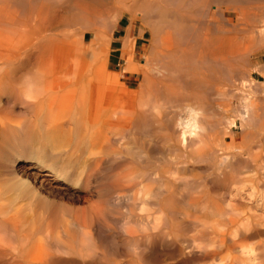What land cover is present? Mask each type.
Instances as JSON below:
<instances>
[{
	"label": "bare ground",
	"instance_id": "6f19581e",
	"mask_svg": "<svg viewBox=\"0 0 264 264\" xmlns=\"http://www.w3.org/2000/svg\"><path fill=\"white\" fill-rule=\"evenodd\" d=\"M118 1L125 4V10L111 13L109 10V3L105 0H0V264H86L89 259L99 258L100 255L104 256L107 253V255H109L111 251L115 250L116 252V249H119L116 248L118 247L117 243L112 245L113 239L115 238L110 236L112 241L110 239L108 240L111 242V250L106 246L108 241L104 244L105 241L102 238L105 233L104 227H109L105 225V219L109 220L108 216L107 218L105 216V211H107L105 210L107 207L106 205H108L106 203L111 201L110 199L113 198V194H115L114 198H120L124 193V186L130 188L129 184L134 180V176L132 178L127 176L129 179L131 178L133 180H128L129 184H125L126 182L128 183V181L125 178V182L123 179L124 176L121 174L122 172L126 174L127 171L125 170V172L123 170L129 163V161L127 163L124 162L126 160L124 155L129 145L126 140L128 139V142L130 140L134 141L135 138L131 139L130 137V135L134 134L133 130L138 128V125L142 126L141 122H147V119H145L146 111L143 110V105H145V103L144 100H141L146 96H144V90H146V85L150 83L149 78L151 76L149 77L144 71L147 67L145 69L139 67L134 61L130 60L128 56V58L126 57L127 60L123 67V71L132 73L141 72L143 74V77H141L143 78V82L140 81L142 83L140 89H137L138 91L136 92L127 91L128 93L126 92L125 96L124 89L118 88V85L113 86L106 84L107 79L111 80L113 75L106 72L105 59L103 60L104 48L99 46L101 43L100 41L103 42L105 36H108L105 27L113 25L119 18H127L132 23L135 18L132 7L140 3L145 12L144 14L148 13L150 10V4L148 5L146 0ZM190 1L198 6V8L196 7L198 18L195 21L200 23L202 27L199 29L198 33H196V28L198 27L188 28L186 25L182 27L171 25V29L165 31L163 39L170 44L162 48V50L160 49L161 51L158 52L162 58L168 57V59L164 61L163 66L169 71L168 74L169 76L171 75V77L165 80L161 79L162 81L160 80L161 82L157 84V89L155 88V90H158L159 94L162 93V96L165 94V96H174L175 98L182 97L183 95L180 92L185 89L189 83L193 86L194 84L192 83L194 82L201 84L205 81L204 84H207V75L217 70L230 73L232 72V62L240 58L242 60L240 65L243 66V73L249 76L245 78V75L244 77L241 75L243 78H240V87L246 88V90L250 89V91H254L255 93H263L264 0H179V7L175 9L176 11L172 15L168 16L164 14L165 12L163 13L166 17L172 18V20L177 17L174 20L175 22L167 19L168 22L166 24L170 25L169 22L176 24L178 21L182 22V20H187L188 22L189 18L186 16V13H184L185 10L182 12L181 8L191 4ZM114 3L113 5L117 6L118 2ZM212 4H214V10L210 12ZM157 5L158 1L155 7ZM173 6L175 5L173 4ZM187 12L189 11L187 10ZM160 13H162V10ZM210 14L212 15L211 19H203V17L205 18ZM141 15L143 16V13ZM194 15H196V13ZM215 15L219 18V21L214 19ZM146 19L147 18H145V20ZM150 21L151 20H148L147 24H151ZM161 24L158 23L159 27ZM176 25L181 24L179 23ZM154 27L156 28L158 26ZM167 28L169 27L167 26ZM126 29H128V27ZM157 29L158 28H156V30ZM154 30L153 32H148L153 33L152 35L155 36L156 31L154 32ZM160 30L159 31L162 32V29ZM156 36H158V34H156ZM86 39H88L87 42ZM128 41L129 39L126 35L122 43L124 56H126L128 51ZM255 43H258V49L255 52H251V47ZM159 48L161 47L159 46ZM253 48L254 47H252V49ZM149 51H151V49H149ZM153 51L154 50L151 52L153 53ZM105 52L106 54L109 53V51ZM152 56L149 55L150 58H147L151 60ZM157 57L158 56H156V58ZM236 62L238 63V61ZM147 64L146 66L151 65ZM248 64L249 68H247V70L244 69ZM253 73L258 74L261 78L260 82L252 77ZM212 77L210 78L212 79ZM154 83L156 82H153V84ZM215 84L217 83L215 82ZM236 84H238V82ZM189 89L188 91H190ZM150 91L148 95H151ZM129 93H132V96L136 94V99L133 98L131 103L125 100V98L129 96ZM247 94L248 93H246L243 102L238 108L239 110L236 111L241 121L248 126V122H251L252 125V120L255 121L254 119L256 117L259 119V116H262L260 113L264 114V112L257 111V102L259 99L256 100L254 96ZM150 95L148 97H151ZM226 98H228V96ZM144 99L146 101V98ZM168 99L169 98H166V100ZM186 100L190 99L185 98V101ZM147 110H151L150 104H148ZM186 110L187 113L184 118L178 121L175 120L176 129L178 128L179 130L177 141L180 144H184L185 142L194 144V142H192V137L201 129H204V125L202 126L201 124L202 116L200 117L202 110L198 107H189ZM236 114L235 112V117L237 116ZM143 117L145 118L143 119ZM207 122L208 121H206V123ZM233 123L235 122L232 120L231 125H233ZM254 123L257 124V122ZM203 124H205V122ZM173 127H175V125ZM253 127L255 126L253 125ZM260 127H257L258 131ZM223 131L226 133L228 132V130L226 131L225 129ZM258 131L254 133H258ZM215 133L218 132L214 131V133H211L213 134L212 136H214ZM127 134L129 137H127ZM248 134L249 133H247V135ZM206 136L208 137L209 135ZM212 136L210 135V137ZM214 138L215 136L212 140ZM247 139H243V141H248ZM243 141L241 142L243 143ZM135 143H137L136 140ZM207 144V146H209V143ZM246 144L249 146V143ZM130 145L128 147H130ZM236 145L238 144L236 143ZM221 148L223 150V147ZM245 153L247 152L245 151ZM247 154L244 156L247 157ZM241 156L242 155H239V157ZM26 157L34 158L40 164L50 168L54 175L53 182L45 180L38 183L34 177H30L26 173L24 163L20 162L21 164H17L18 160ZM253 160L256 159L254 158ZM122 162L127 164V166ZM121 163L124 166L121 170L122 172L119 171L121 168H117ZM260 163L262 164L261 161ZM243 164L245 165L246 163L243 162ZM261 164H258L257 167ZM117 169L118 171L116 172ZM253 169L254 168H252V170ZM128 170L131 171L130 169ZM173 172L175 173V171ZM240 172L243 173V171ZM129 173L128 174L131 175L132 172ZM163 174L167 175L166 172ZM222 174L221 176H224ZM248 174L249 173H247V175ZM251 175H253V173ZM256 175L257 174H255V176ZM57 176L77 185L79 187L78 189L85 190L81 193V190L70 191L63 186L60 187L58 181H55ZM173 176L175 177H171L178 179L176 175ZM244 176H246V174ZM252 179L253 178H251V180ZM259 179L262 180L260 175ZM259 179H256V181L253 179V181L250 182L251 185L249 189L251 190L250 193L255 196L257 193L260 194L259 200H261V202L259 203L264 205V183H262L263 181L260 182ZM203 184L205 183L203 182ZM191 186L193 185L191 184ZM91 187H95L96 190L98 189L96 198L93 197L95 195L90 194L91 192L89 193L88 189ZM164 187L166 190L165 184L162 189ZM204 189H207L206 186H204ZM206 191H204V193ZM149 193L152 195L154 192L151 190ZM202 193L197 195V197H191V205L192 203L199 205L201 202L204 204L205 197L202 198V196H200ZM249 197H253V195ZM135 198L136 197H134V199ZM234 203H232V206L236 207ZM206 204L205 207H208V204H211V207L213 206L211 201L207 206ZM214 204L215 206L217 205V203ZM215 206H213V209ZM217 207L216 211H214L216 213L217 211L223 212V210H225L223 207V210H220L221 207H218L219 209L217 210ZM229 208L231 209L232 207L229 206ZM250 208L248 209L250 210ZM253 212L250 214L252 217L256 215V213L254 215ZM240 213L237 212L235 215L239 217ZM243 213H246V211ZM185 214L186 213H184V215ZM232 214L234 215V213ZM233 215H231L232 218L228 217L229 219L226 217V228H222L223 230L221 231L217 230L219 232L213 236L214 238H211L213 234L209 235L211 239L207 237L208 240L204 239V237L200 238L204 236L203 234H201L202 236L200 237L191 238L188 241L189 244H191V248H187H190L192 252L188 249L189 252L198 256L205 264H263L264 259H262V261L260 260V262H262L260 263L258 259H261V257L258 258L256 254L257 252L261 254V250L260 253L258 251V245L257 247L255 246L257 248V252L255 253V247L253 245L255 243H248V233L245 235L241 232L244 229H240L241 231L236 229L235 225L242 227V224L241 226L238 225L237 220L233 219ZM262 216H259V218ZM217 217H219V215ZM219 218L225 219L222 216ZM254 218H252V220H254ZM215 219L218 220V218ZM248 219L250 218L248 217L247 220ZM194 220H196V218ZM199 222L201 223L200 220ZM248 222H250V220ZM202 224L203 223H201V228L207 225L206 223ZM245 224L248 226L249 223L245 222ZM245 224L243 227H247ZM228 225L230 227L235 226V229H230L231 231L226 230ZM252 225L256 224L254 223ZM249 227L251 226H248V228ZM262 229H264V227ZM206 230L208 229L206 228ZM260 231L262 230L260 229ZM110 233H112V231ZM126 233H128V231H126ZM262 233L264 235V232ZM105 236L104 238H107ZM149 238L148 235V239ZM250 244H252V246ZM139 245L141 244L139 243ZM139 245L137 244L136 246L135 242L137 248ZM104 246L107 247L110 252ZM113 246L114 249L112 248ZM104 249L107 251L106 254H104ZM142 249L143 247L141 250ZM103 251L104 255L101 253ZM143 251H141L142 254H135V251L133 254L134 256L139 255L137 256L139 259V257L143 255ZM154 251H156V249ZM116 253H114V255ZM186 253L187 252L182 254ZM237 253H241L244 256H239ZM109 256L111 257V255ZM173 256H175V254H173ZM133 259L135 260V258ZM139 260L143 261L142 258ZM150 260L151 261L148 262H152L153 258L150 257ZM202 261L200 264H203ZM97 262L99 264L101 259L99 258ZM93 263L95 262H92V264ZM130 264L134 263L131 261Z\"/></svg>",
	"mask_w": 264,
	"mask_h": 264
},
{
	"label": "rangeland",
	"instance_id": "374dc122",
	"mask_svg": "<svg viewBox=\"0 0 264 264\" xmlns=\"http://www.w3.org/2000/svg\"><path fill=\"white\" fill-rule=\"evenodd\" d=\"M105 1L109 3V6H110L109 10L111 13L112 12L116 13V12L125 10V8H126L125 4L121 3L118 0H116V1L115 0L114 1L113 0H105ZM157 1H158V5L155 7ZM114 2H116V3L118 2L117 6L113 5V4H115ZM146 3L148 5L150 4V10L146 14H144L145 12L143 11V7L141 6V3L132 7L133 10L132 9L131 10L135 14V18H134V21L132 23L127 18H121V19L119 18L116 22L113 23V25H111V26L108 25L107 27H105L109 37L106 35L103 42L100 41L102 44L101 43L99 44V46L104 48L103 49V52H104L103 60L105 59L104 60L105 61V69L107 70L106 72L113 75L111 80L107 79V81H106L107 85H113V86L118 85L117 86L118 88L124 89V91H125L124 95L125 96H126L127 91L128 92H136L140 89L141 84H142L141 82H143V78H141V77H143V74L141 72H133L132 73V72L123 71V67L125 66V62H126L128 56H129L130 60L134 61V63H136L139 67H141V68L143 67V69H145L147 67L144 71L146 72V74L149 77L151 76L149 78L150 83L148 85H146V88H145L146 90H144V96L145 95L147 96V97L146 96L144 97V98H146V101L144 98H142V100H141V101L144 100V103L146 105V106L143 105V110L146 111L145 112L146 116L143 115L146 118L143 117V119L144 118L147 119V122L146 123H145V121H144V123L141 122L142 126L138 125V128H140V129L135 128L133 130L134 137H133V135H130V137H131V139L135 138L134 141L130 140L128 142V139L126 140L127 143H129V145L130 144L132 145L134 143L132 146L130 145V147H128L129 145L127 146L126 154L124 155L126 157V160L124 162L127 163L129 161L128 166H127V164H124V162H122L125 166H127L123 170V171H125V170L127 171V172L125 171L127 175L123 174L124 172L121 171L122 168L124 167L122 165V163L117 167L118 169L121 168L119 171L122 172L121 174L124 176V178H123L124 181L126 182V179H127V181L134 179L133 181H131L132 184H133V182H134V184L132 185L131 182L129 184V181H128V183L126 182L125 184H129L130 186L129 185H127V186H129L130 188H126V186L123 185L125 190L123 191V188H122V191L124 192L123 193L124 196L122 194V196H121L122 198L120 197L121 200H120V198H118L119 199V201H118L117 197L114 198L115 194H113V198L110 199L111 201L109 200L110 202L106 203L108 205H106L107 207L105 210H107V211H105L106 212L105 216H106V218L108 216L109 220L105 219V225H107L109 227H106V226L104 227L105 233H104L102 238L105 241L104 244H106V241H108L109 239L112 241L111 237L115 238V239H113L112 245H114V243H117L118 247H116V248H119V249L115 248L116 252H117L116 253L115 250H113L114 249V246H113L112 250L114 252L111 251L112 254L109 253V255H111V257L109 255H107L108 253L106 254V252H107L106 249L109 252L111 250V242L108 241L106 246H108L110 248V250L104 246L106 248V249H104L105 253H104V251L101 253L102 254L104 253L106 255L103 254L104 256H101V255L99 256V258L101 259V262L99 264H130L131 261L134 264H138V263L140 264L141 262L142 263L145 262L144 264H146V263L147 264H191V263L192 264H200L202 260H200L198 258V256L193 255L191 253L192 252L190 249L191 244H189L188 241L193 237L202 236L201 234H203L204 236H202L200 238L204 237V239H207V237H208V239H209L211 237L209 235H212V234L213 235L211 238H214L213 236H215V234L217 232L223 230L222 228H226L227 218L228 217L232 218V216H231V215H233L232 213H234L233 219L237 220L238 225L241 226V224H242V227H243L245 222L250 224V225L248 224V226H251L249 228H248L247 224H245V226H247V227H243V228L239 227L237 225H235V226H236V229H238V230L244 229L243 230L244 232L241 230L240 231L242 233H244L245 235L248 233L247 234L248 243L253 244V242H254L255 243V244H253L254 247L255 246L257 247V245H258L257 248H258L259 253L261 250V254H258V252L256 251V249H257L256 247H255V253L257 252L256 254H257L258 258L261 257V259H258V261L260 262V260L262 261V259H264V257H263L264 252H262V251H264V248H263L264 235L262 233V232H264V229H262L264 227V219H263L264 216H262V215H264V205L259 203V202H261V200H259L260 194L257 193L256 196L254 194H251L250 193L251 190L249 188L251 185L250 182L253 181V179H254V181H256V179H259V175H260V178L262 179V180L259 179V181L260 182L263 181L262 183H264V171H263L264 170V168H263L264 167V147H263V143H264V140H263L264 139L263 138V136H264L263 135L264 134V118H263V116H264V114L260 113L261 111L264 112V110H262V109H264V104H262V103H264V92L261 94L256 92L258 94L257 95L254 91L253 92L250 91V89H248V90L252 93H250L248 90H246V88L240 87L239 83H240L241 79L244 77V75H245V78L249 77V76H247L245 73H243L244 72L243 66L240 65L242 60L240 58H238L237 60H234L232 62V64H233L232 72L225 73V72H222L219 70L213 71V73L210 74L211 76L207 75V77H206V83L207 84H204L205 81L201 84L194 82V83H192V84H194L193 86L190 85L191 83H189L185 89L181 90L180 93L183 95L182 97L175 98L174 96L173 97L165 96V94H163V96H162V93L159 94L158 90H155V88L157 89V84L159 82H161L162 80L169 79L171 77V75L169 76V74H168L169 71H167V69H165L163 66L164 61L167 60L168 57L162 58L160 53H159L162 50V48H165L170 44L168 41H164V39H163V36L165 35V31L170 30L171 25L177 26V27H182L183 25L184 26L186 25V27H188V28L198 27V28H196V31H197L196 33H198V31L202 27V25L195 21L198 18L197 11H196V7L198 8V6L196 4H194V2L192 3L190 1L191 4H189L186 7L184 6L181 8V11L184 12V10H185L184 13H186V16L189 18L188 22H187V20H182V22L178 21L176 23V24L180 23L181 25H176V24L172 23L177 17H175L174 20H172V18H170V17H166V15H168V16L172 15L176 11L175 9H178L179 0H146ZM173 4L175 6H173ZM120 6L123 7L124 9L121 8ZM131 10H130V12H131ZM161 10H162V13H160ZM187 10L189 12H187ZM213 10H214V4L211 5L210 12H213ZM193 11H194V13H193ZM142 13H143V16L141 15ZM163 13L166 15H164ZM195 13H196V15H194ZM145 18H147V19L145 20ZM159 18H161V19H159ZM206 18L211 19L212 15L210 14L205 18L203 17V19H206ZM163 19H165V20H163ZM167 19L169 21H172V22H169L170 25L166 24L168 22ZM190 19H193L194 21L190 20ZM214 19L219 21V18L216 15L214 16ZM148 20H151L150 23L153 26L149 23H148L149 24V26H148V24H147ZM162 22H164V23H162ZM158 23L159 24L162 23L160 27H159ZM187 23H188V25H187ZM142 24H144V25H142ZM198 25H201V26H198ZM154 26H158V27H156L158 29L156 30V28ZM167 26L169 28H167ZM127 27H128V29H126ZM149 27H150V29H149ZM160 29H162L163 33L160 32L161 31ZM125 30L127 33L125 32ZM153 30H154V32L156 31V34H158V36H156V34H155V36L152 35L153 33H151V32H153ZM138 31H139V34H138ZM148 31H151V32L149 33ZM150 34H151V37H150ZM126 35L128 36V39H129L128 43L130 45L128 44V47H127V50L129 51V52L127 51V54H129V55L126 54V56H124L123 50H122L123 45L121 43H123V39L126 37ZM159 35H161V36H159ZM87 41H88V39H86V42ZM109 43H110V45H109ZM192 43H194V42H192ZM132 44H133V46H132ZM157 45H158V47H157ZM159 46L161 48H159ZM252 47H254V48L252 49ZM252 47H251V52H255L258 49V43H255ZM149 49H151V51L154 50L153 51L154 54L151 51H149ZM105 51H109V53L106 54ZM157 52H158V54H157ZM155 53H156V55H155ZM152 54H153V56H152ZM149 55L152 56L151 60L149 59L150 58ZM251 55H252V53H251ZM156 56H158L157 58L159 60L156 58ZM147 57H149V58H147ZM146 61H147V63L150 62L148 64H151V65L146 66V64H147ZM160 61L162 64L160 63ZM236 61H238L239 64ZM249 64H248V66L244 67V69L247 70V68H249ZM148 69L149 70L152 69V70H150L151 72ZM233 70H237V71H233ZM147 71H149V72H147ZM196 72H197V70H196ZM210 77H212V79ZM252 77L256 81H259V82L261 81V78L256 73H253ZM152 78H153V80H152ZM118 79L120 82L118 81ZM224 80H225V82H224ZM121 82H122V84H121ZM153 82H156V83L153 84ZM215 82L217 84H215ZM234 82H236V83L238 82V84H236ZM236 85L237 86L239 85V86L237 87ZM235 86H236V88H235ZM231 87H233V88H231ZM188 89L190 91H188ZM242 89H243V91H242ZM148 90L149 91L151 90L150 91L151 95L149 94L151 97H148L149 96ZM197 90H199V91H197ZM246 93H248L247 95L254 96V98H256V100H258V99L263 100V101L258 100V102H257V104H258L257 111H260L258 113H260V115H262V116H259V119H258V117H256L254 119L255 121L252 120V122H253L252 125H251V122H248V124L250 125V126L248 125L249 127L247 125H245L243 121H241V119L238 117V112H237L239 110L238 108L240 107L241 103L244 100V97L246 96ZM220 95L223 97H221ZM225 96L226 97L228 96V98H226ZM165 97L169 98V99L166 100ZM133 98L136 99V94L132 96V93H129V96H127L125 98V100L127 102L131 103ZM185 98L190 99V100L185 101ZM238 99L240 100V103H239ZM148 104H150L151 110H147ZM189 107H193V108L198 107L202 110V111L200 110L202 113V114H200V117L202 116L201 117V120H202L201 124H202V126L204 125L203 126L204 129H201L202 131L200 130L198 132L199 134L197 133L198 135L196 134L195 136L192 137V142H194V144L189 143V142H185L184 144H182V143L180 144L177 141L179 130H178V128L176 129V121H178L179 119L184 118V116H186V113H187L186 109H188ZM234 111L237 113L236 117L234 115L235 114ZM256 119H258V120H256ZM261 119H263V120H261ZM203 120H204L205 124H203L204 123ZM205 120L208 122L206 123ZM222 120H224V121H222ZM232 120L235 122V123H233V125H231ZM149 121H150V123H149ZM173 122H174L175 127H173L174 126ZM254 122H257V124ZM145 124H146V127H145ZM227 124L229 125V127ZM205 125H206V127H205ZM253 125L255 127H253ZM256 125H258V126H256ZM230 126H233V127H230ZM144 127H145V129H144ZM172 127H173V129H172ZM257 127H260V128H258V129H260L259 131L257 130ZM224 129L226 131L228 130V132L226 133L225 131H223ZM214 131H217L218 133H215V135H214L215 138L212 140V138L214 136H212L213 134H211V133H214ZM256 131H258V133H254ZM251 132H253V133H251ZM247 133H249V134L247 135ZM206 135H209L208 136L209 139ZM210 135L212 137H210ZM127 137H129L128 134H127ZM170 137H172V138H170ZM247 138H249V139H247ZM198 139H201V140H198ZM243 139H247L248 141H246V140L243 141ZM135 140L137 141V143H135ZM196 140H198V141H196ZM241 141H243L244 144ZM203 142L205 145L203 144ZM245 142L249 143V146ZM207 143H209L210 147L207 146L208 145ZM210 143H212L213 145ZM236 143L238 145H236ZM240 143L242 146L240 145ZM191 144H193V145L190 146ZM261 145H262V147H261ZM141 146L144 148H142ZM215 147H217V148H215ZM221 147H223V150ZM141 148H142V150H141ZM234 151L235 152L237 151V152L235 153ZM245 151L247 153H251V154H247V153H245ZM229 154H231V155H229ZM246 154H247V157H245ZM239 155H242L243 157L242 156L239 157ZM231 157H232V159H231ZM227 158H228V160H227ZM248 158H250V159H248ZM254 158L256 160H253ZM258 158H260V159H258ZM236 159H238V160H236ZM240 161H242V162H240ZM260 161L262 162V164L260 163ZM20 162L24 163V168L26 170V173L30 177H34L38 183L43 182L45 180L53 182V180H54L53 171H51L50 168H48V167L40 164L39 162H37L34 158H31V157L27 158L26 157V158L20 159V160H18L17 164H21ZM243 162H245L246 164L244 165ZM211 163H213V164H211ZM258 164H261V165H259L260 168L257 167ZM247 165L248 166L250 165L249 168ZM174 168H176V169H174ZM245 168H246V170H245ZM252 168H254V169L252 170ZM261 168H263V169H261ZM118 169L116 170V172L118 171ZM128 169H130L131 171H129ZM217 169H219V170H217ZM242 169H244V170H242ZM258 170H260V171H258ZM128 171L132 172L131 175H129L130 173ZM173 171H175L176 174ZM240 171H243V173H245L246 176H244L245 174L241 173ZM165 172L167 173V175L163 174ZM251 172L253 173V175H251L252 174ZM220 173L221 174L223 173L222 175H224V176H221ZM247 173H249V174L251 173L250 176H249V174L247 175ZM258 173H259V175H258ZM260 173H263V174H260ZM168 174H170V175H168ZM171 174L176 175V178H178L179 180L172 178L175 176H173ZM255 174H257V175L255 176ZM127 176L131 177V178L134 176L135 178L133 177V179H131V178L129 179ZM164 176H166V177H164ZM161 177H163V178H161ZM251 178H253V179L251 180ZM245 179L250 180V181H246ZM169 180H171V181H169ZM175 180H178V181H175ZM55 181H58V183L60 184V187L63 186L65 188L69 189L70 191L81 190V193H83V191L85 190V189H78L79 187L77 185L71 183L68 180H65L64 178H62L60 176H57V178H55ZM163 182H165V183H163ZM203 182L205 184H203ZM244 183H246V184H244ZM122 184H124V183H122ZM164 184L167 188L166 190H165V187L162 189ZM191 184L193 186H191ZM241 184H242V186H241ZM198 186L200 188H203V189H200ZM204 186H206L207 189H204ZM195 187H196V189H195ZM94 188L95 187H91L88 190H89V193L91 192L90 194L95 195L93 197L96 198V195L98 193V189L96 190V188L95 189ZM236 189H237V191H236ZM151 190H152V192H154L152 194L153 196L151 195V193H149ZM202 190H204V191L209 190V191H206L207 193L206 192L204 193V191H202ZM200 193H202V195H200V196H202V198L203 197L207 198V199L204 198V204H203V202H201L203 204V206L201 203H199V205L196 203H192V205H191V202H190L191 199L195 196L197 197V195H199ZM125 194H127V195H125ZM240 194H242V195H240ZM249 194L253 195V197H249V196H251ZM257 195H259V196H257ZM131 197L133 199H134V197H136V198L133 200ZM151 197H153V198H151ZM112 199H114V200H112ZM208 199H209V202H208ZM167 200H168V203H167ZM205 200H206V203L207 202L210 203V201H211L213 206H215L214 203H217V205L214 207L215 210L213 209V206L211 207V204H208V203H207L208 207H205V204H206ZM256 202L259 204H257ZM230 203H231V205H230ZM232 203H234V205H236V207L238 206L237 209H239V210H237L236 207L232 206L233 205ZM207 204H206V206H207ZM260 205H262L263 207ZM217 206L219 208L221 207L220 210H223L225 208L226 211L225 210H223V212L219 211L220 213L218 211H217V213L214 212V211H216ZM229 206H231L233 209L232 208L230 209ZM168 207H169L170 211H169ZM218 207H217V210L219 209ZM222 207H223V209H222ZM250 207L255 212H253ZM248 208H250L251 212H253L254 215L256 213L257 216L255 215L252 217V215H250L252 213L250 212V210ZM172 210L174 213L172 212ZM180 210L182 211V213ZM244 210L246 211V213H243V212H245ZM261 211H262V213H261ZM169 212H171V213H169ZM227 212H229V213H227ZM237 212L238 213L241 212L240 213L241 217L240 216L237 217V215H235V214H237ZM184 213H186V214L184 215ZM242 213H243V215H242ZM258 213L259 214L261 213V214L259 215ZM188 214L189 215L191 214V215L189 216ZM218 215H219V217L222 216L226 220L217 217ZM259 216H262L263 218L262 217L259 218ZM188 217H190V218H188ZM194 217L196 218V220H194L195 219ZM248 217L250 219L247 220ZM215 218H218V220ZM252 218H254V220H252ZM244 219H246V220H244ZM199 220L201 221V223H203V224L206 223L207 225H204V227L202 226V228H201V223L199 222ZM205 220H207V221H205ZM242 220L244 223L242 222ZM249 220H250V222H248ZM255 220H257V221H255ZM260 220H262V221H260ZM196 221H198V222H196ZM210 221H211L212 225H211ZM253 222L257 226L252 225V224H254ZM213 225H215V226H213ZM235 226L230 227L228 225L229 228L227 227L226 230H229V231H231L230 229L234 230ZM253 227H254V229H253ZM107 228H109V229H107ZM206 228L208 230H206ZM246 228H248V229H246ZM260 229L262 231H260ZM106 230H108V231H106ZM109 230H111L112 233H110L111 231H109ZM217 230H219V231H217ZM126 231H128V233H126ZM199 231H201V232H199ZM163 232H165V233H163ZM203 232H206V233H203ZM108 233H110V234H108ZM148 235L150 237L149 239H148ZM104 236L107 238H104ZM152 236L153 237L155 236V237L153 238ZM259 236H261V237H259ZM137 240H138V242H137ZM256 240H257V242H256ZM109 242H110V245H109ZM135 242H136V246H137V244L139 245V243H140L141 245H139V246L140 247L142 246L143 249L141 250L142 247L140 248L139 246L137 248L135 246ZM261 243H262V245H261ZM252 244H250V245L252 246ZM133 246H135V247H133ZM144 247H146V248H144ZM187 247H190V248H187ZM184 248L185 249L187 248V249L185 250ZM137 249L140 251H138ZM144 249H146L147 251ZM155 249H156V251H154ZM177 249H179V250L182 249L184 251L181 250L180 252H178L179 250H177ZM188 249L191 252H189ZM136 250L138 253L136 252ZM134 251H135V254H139V253H141V251L144 252L143 255L145 257L143 255H141L142 253L140 254L141 257H139V259L142 258L143 261L138 259L137 256H139V255L134 256V254H133ZM181 252L182 253L187 252L188 254L187 253H186L187 255L182 254ZM114 253H116V254L114 255ZM177 253H178V255H177ZM180 253L182 254V256ZM145 254H147V255L149 254L148 255L149 258ZM173 254H175V256H173ZM195 254H197V253H195ZM240 254L241 253H237V255H239V256H244V255H242V254L240 255ZM112 255H114V256H112ZM188 255H191V256L193 255V256L191 257ZM250 256H251V254H250ZM102 257H106V258H102ZM150 257L153 258L152 262H148V261H151ZM99 258H94L95 260L89 259L86 264H92V262H95L93 264H98L97 260ZM133 258H135V260ZM146 259H149V260H146ZM202 263L205 264L204 261H202ZM260 263H262V262H260ZM263 264H264V260H263Z\"/></svg>",
	"mask_w": 264,
	"mask_h": 264
},
{
	"label": "crops",
	"instance_id": "0c3cea01",
	"mask_svg": "<svg viewBox=\"0 0 264 264\" xmlns=\"http://www.w3.org/2000/svg\"><path fill=\"white\" fill-rule=\"evenodd\" d=\"M122 44V43H121Z\"/></svg>",
	"mask_w": 264,
	"mask_h": 264
}]
</instances>
